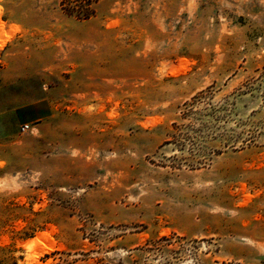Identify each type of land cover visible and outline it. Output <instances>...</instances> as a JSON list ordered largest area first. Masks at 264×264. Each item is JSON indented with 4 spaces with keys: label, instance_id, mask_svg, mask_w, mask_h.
<instances>
[{
    "label": "rangeland",
    "instance_id": "obj_1",
    "mask_svg": "<svg viewBox=\"0 0 264 264\" xmlns=\"http://www.w3.org/2000/svg\"><path fill=\"white\" fill-rule=\"evenodd\" d=\"M61 2L0 0V264H264V0Z\"/></svg>",
    "mask_w": 264,
    "mask_h": 264
},
{
    "label": "trees",
    "instance_id": "obj_2",
    "mask_svg": "<svg viewBox=\"0 0 264 264\" xmlns=\"http://www.w3.org/2000/svg\"><path fill=\"white\" fill-rule=\"evenodd\" d=\"M99 1L100 0H62L61 7L62 10L71 17H76L79 20H88L95 15L94 6L98 4Z\"/></svg>",
    "mask_w": 264,
    "mask_h": 264
},
{
    "label": "crops",
    "instance_id": "obj_3",
    "mask_svg": "<svg viewBox=\"0 0 264 264\" xmlns=\"http://www.w3.org/2000/svg\"><path fill=\"white\" fill-rule=\"evenodd\" d=\"M32 108H34V105H30V106H26L22 108L23 111V116L26 117V119H28V122H34L36 120H38L39 118H34L35 120H29L31 116H29V113H27L29 110H31ZM46 117V116H44ZM27 122V121H26ZM29 125V124H28Z\"/></svg>",
    "mask_w": 264,
    "mask_h": 264
},
{
    "label": "built area",
    "instance_id": "obj_4",
    "mask_svg": "<svg viewBox=\"0 0 264 264\" xmlns=\"http://www.w3.org/2000/svg\"><path fill=\"white\" fill-rule=\"evenodd\" d=\"M29 130H30V125L25 124V125L23 126V131L27 132V131H29ZM32 130H33V129H32Z\"/></svg>",
    "mask_w": 264,
    "mask_h": 264
}]
</instances>
